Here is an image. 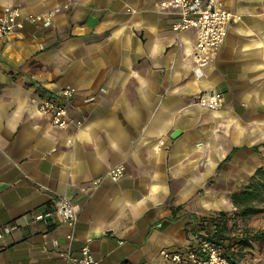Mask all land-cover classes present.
<instances>
[{
  "label": "crops",
  "instance_id": "1",
  "mask_svg": "<svg viewBox=\"0 0 264 264\" xmlns=\"http://www.w3.org/2000/svg\"><path fill=\"white\" fill-rule=\"evenodd\" d=\"M168 1L0 0L58 9L0 41V264H64L84 245L96 264H170L161 251L200 247L204 219L264 166V0H223L233 19L201 79L197 31L172 30ZM66 84L79 127L30 101ZM202 92L223 107L200 106ZM120 162V180L93 186ZM59 196L79 209L71 240L53 214L34 219Z\"/></svg>",
  "mask_w": 264,
  "mask_h": 264
},
{
  "label": "built area",
  "instance_id": "2",
  "mask_svg": "<svg viewBox=\"0 0 264 264\" xmlns=\"http://www.w3.org/2000/svg\"><path fill=\"white\" fill-rule=\"evenodd\" d=\"M168 3L177 12L178 18L172 24L175 33L194 27L197 31L196 41L189 54L194 59L193 74L196 79L203 77L204 68L209 64L211 54L218 49L224 41L226 27L233 19V13L226 9L223 0H169ZM165 3L162 2L161 5ZM58 9L44 13L24 14L17 6H5L0 12V41L21 31L26 24L48 27L52 24L54 13ZM77 93V88L66 84L59 92L52 94L46 91L34 93L30 97L38 111L48 115L50 122L59 128L73 125L79 127L81 119H72L67 112V105ZM91 98H88L89 100ZM197 103L210 110H219L224 105L223 98L215 93H200ZM161 145L163 141L160 142ZM125 172V164L120 162L110 167L101 177L94 178L92 184L98 187L106 178L118 181ZM79 209L77 205L66 196L56 198L53 209L34 214L35 220H44L53 214L59 221L65 222L71 231L68 239L74 238V231L78 222ZM162 258L170 264H231L220 249L207 243L198 248H189L185 251L164 249L161 251ZM90 248L84 245L80 249V255L71 253L65 255L64 264H96ZM120 264H129L123 262Z\"/></svg>",
  "mask_w": 264,
  "mask_h": 264
},
{
  "label": "trees",
  "instance_id": "3",
  "mask_svg": "<svg viewBox=\"0 0 264 264\" xmlns=\"http://www.w3.org/2000/svg\"><path fill=\"white\" fill-rule=\"evenodd\" d=\"M230 199L237 214L242 217L264 212V166L258 167L240 189L231 193ZM226 215L225 211H219L213 217L204 219V222L201 223L200 243L218 247L231 264H237L238 258L233 255L231 250L236 244H243L248 237V230H242L238 239L229 237L225 232L227 228ZM255 236L264 237V230Z\"/></svg>",
  "mask_w": 264,
  "mask_h": 264
},
{
  "label": "rangeland",
  "instance_id": "4",
  "mask_svg": "<svg viewBox=\"0 0 264 264\" xmlns=\"http://www.w3.org/2000/svg\"><path fill=\"white\" fill-rule=\"evenodd\" d=\"M220 210L215 211L214 215ZM227 213V228L229 237H240L242 230H248L247 238L243 244L233 247V255L237 257V264H264V237L255 235L264 230V212L242 217L233 207L230 210H222ZM229 251V253H232Z\"/></svg>",
  "mask_w": 264,
  "mask_h": 264
},
{
  "label": "water",
  "instance_id": "5",
  "mask_svg": "<svg viewBox=\"0 0 264 264\" xmlns=\"http://www.w3.org/2000/svg\"><path fill=\"white\" fill-rule=\"evenodd\" d=\"M178 133V130H175L172 134V136H175Z\"/></svg>",
  "mask_w": 264,
  "mask_h": 264
}]
</instances>
